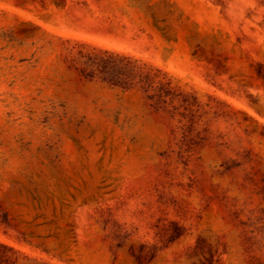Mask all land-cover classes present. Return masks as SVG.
<instances>
[{"label": "rangeland", "instance_id": "obj_1", "mask_svg": "<svg viewBox=\"0 0 264 264\" xmlns=\"http://www.w3.org/2000/svg\"><path fill=\"white\" fill-rule=\"evenodd\" d=\"M0 264H264V0H0Z\"/></svg>", "mask_w": 264, "mask_h": 264}]
</instances>
